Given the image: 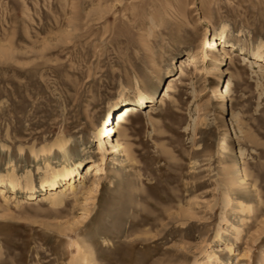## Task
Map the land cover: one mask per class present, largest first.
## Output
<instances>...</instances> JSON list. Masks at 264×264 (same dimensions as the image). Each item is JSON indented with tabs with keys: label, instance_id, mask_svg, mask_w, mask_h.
Masks as SVG:
<instances>
[{
	"label": "rangeland",
	"instance_id": "obj_1",
	"mask_svg": "<svg viewBox=\"0 0 264 264\" xmlns=\"http://www.w3.org/2000/svg\"><path fill=\"white\" fill-rule=\"evenodd\" d=\"M261 44L264 0H0V178L21 183L0 186V264H264ZM140 95L155 98L111 134L127 155L109 136L99 150ZM80 160L100 179L41 195Z\"/></svg>",
	"mask_w": 264,
	"mask_h": 264
},
{
	"label": "bare ground",
	"instance_id": "obj_2",
	"mask_svg": "<svg viewBox=\"0 0 264 264\" xmlns=\"http://www.w3.org/2000/svg\"><path fill=\"white\" fill-rule=\"evenodd\" d=\"M219 37H220L219 40H218V38L213 37L212 46H214V47H212V48H214L216 51H218L219 55H224L225 57H229V52L227 50V48L229 46L226 44L227 38L225 35V30H223L221 33H219ZM222 47H223V49H221ZM263 48H264V44L259 45L257 47V50L255 52H253V55L255 56L254 58H257L256 60H261L264 62V50H263ZM214 57L218 58L217 55H215ZM243 57H244L243 60L244 59L247 60V57H245V56H243ZM249 58L250 57H248V60H250ZM262 64H264V63H262ZM219 69L222 70V67ZM225 71H226V73H230V71L228 69ZM187 75L188 74L185 72V70H182L181 76L186 77ZM223 75H225V74H223ZM180 84H181V82H180ZM171 86H172V83L169 87H171ZM235 86H236V84L234 82V79L231 76H229V78L225 82H223L221 87L219 86L220 95L222 97L229 98L232 102L231 103V109H230L231 119H232L231 121H233V118H236V116H237L235 108H234V103H233V101H234L233 93L235 91L234 90ZM169 87H168V89L165 90L163 97L170 98V91H171L172 87L171 88H169ZM154 98H155L154 95H146V96L140 95L138 100H136L135 102H128V105L124 106L121 110H119L115 114V118H113L111 115H108L106 117V121L103 122V126L98 133L99 150H103L105 148V143L108 142L107 137L109 136L111 139L109 141V143L112 145V148H113L112 152L118 151L121 155H127L126 154L127 149H126L125 144L122 143L118 138H115V139L112 138L111 134L112 133H119L121 131V129L123 128V126L130 120L131 117H137V115L141 111L140 104H144V102H147V103L152 102V101H154ZM230 141H231V139H228L226 141L225 147L230 146V143H231ZM60 148L63 151V155L67 156L65 144H61ZM49 166H50L49 163H47V167H49ZM83 167H84V162L82 160L74 162L73 165L72 164L70 165L69 162H67V161L62 163L58 168L54 169L52 176L46 177L44 179L41 187L45 190V193H43L41 195H46L48 193L47 197H50V200L54 205H62L65 201L66 193H64L62 191L58 192V190L60 188H64L65 191H66V189H70L71 192H76L75 191L76 186L74 184L75 180H79V185H80L79 187H84V180L88 179L90 175L92 178L97 177L100 179V176L103 173V169L100 168V166L98 165L96 167L88 166L86 169V172H85L86 174L82 175V172H80V169H82ZM242 172L244 173V170H242ZM78 176H79V179L77 178ZM245 177H246V175H245ZM81 178H82V180H81ZM243 181H245L244 178L242 179V182ZM20 184L21 183L19 181V178H17L15 175L11 176L10 178H4V177L0 178V186H1V191L3 194L5 192H6L5 194H7L8 191H5V189H7V188H9L12 192L16 191L17 188H19ZM98 184L99 183H95V187H98ZM26 186L29 187V189L31 190L28 198L32 199V200L36 199L37 196L35 194V188L33 187V182H31V181L26 182ZM33 188H34V190H32ZM44 198L45 197H43V199ZM228 249H229V252H231L233 254V252H234L233 247L229 246ZM241 254H242L241 252L238 253V255H241ZM214 256L216 257L215 253H213L211 255V257H214ZM224 264H226V263L224 262Z\"/></svg>",
	"mask_w": 264,
	"mask_h": 264
}]
</instances>
